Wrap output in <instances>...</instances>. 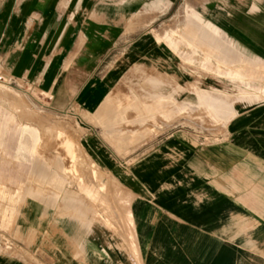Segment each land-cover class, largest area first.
I'll return each instance as SVG.
<instances>
[{
  "label": "crops",
  "instance_id": "crops-1",
  "mask_svg": "<svg viewBox=\"0 0 264 264\" xmlns=\"http://www.w3.org/2000/svg\"><path fill=\"white\" fill-rule=\"evenodd\" d=\"M18 8L0 75L74 112L85 178L26 183L0 264H264V0Z\"/></svg>",
  "mask_w": 264,
  "mask_h": 264
},
{
  "label": "rangeland",
  "instance_id": "rangeland-1",
  "mask_svg": "<svg viewBox=\"0 0 264 264\" xmlns=\"http://www.w3.org/2000/svg\"><path fill=\"white\" fill-rule=\"evenodd\" d=\"M22 3L24 0H0V41L9 35L18 5ZM74 116L71 110L54 109L48 96L36 87L8 81L6 77L0 79V121H4L0 123V165L17 163L23 172L22 181L18 178L16 181L14 176L5 179L4 173L0 172V229L11 227L12 220L9 218L13 219L16 204L30 195V190L24 187L26 183L35 180L41 186L47 181L49 187L44 190L61 195L64 183L77 186L85 178L84 173L78 170L80 161L74 153L78 147L79 130ZM3 124L6 126L2 127ZM25 124L36 129L38 139L34 144L27 134L21 139V126ZM20 139L32 146L33 155L28 151L29 147L26 150L21 148V155L9 154L18 149ZM4 140L8 150L3 145ZM10 148L16 149L10 151ZM16 152L19 153L18 150ZM37 158L40 171L44 169L45 173L40 172L38 177H34L30 166L32 159ZM6 182L10 187L6 186Z\"/></svg>",
  "mask_w": 264,
  "mask_h": 264
},
{
  "label": "built area",
  "instance_id": "built-area-1",
  "mask_svg": "<svg viewBox=\"0 0 264 264\" xmlns=\"http://www.w3.org/2000/svg\"><path fill=\"white\" fill-rule=\"evenodd\" d=\"M3 77L0 75V79H2Z\"/></svg>",
  "mask_w": 264,
  "mask_h": 264
}]
</instances>
